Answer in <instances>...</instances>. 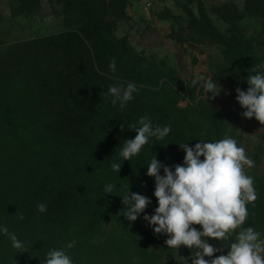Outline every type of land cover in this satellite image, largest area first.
I'll list each match as a JSON object with an SVG mask.
<instances>
[{
	"label": "trees",
	"instance_id": "obj_1",
	"mask_svg": "<svg viewBox=\"0 0 264 264\" xmlns=\"http://www.w3.org/2000/svg\"><path fill=\"white\" fill-rule=\"evenodd\" d=\"M66 1L77 10L97 5H102L106 11L112 8L107 0ZM249 3L261 9L264 0H249ZM207 24L210 30L202 35L225 47L223 56L227 66L221 67L222 73L235 88L247 91L246 77L255 74L252 69L264 72L260 67L264 65V54L251 43L240 41L234 45L219 34L215 36V27L211 22ZM69 28L79 34L84 46L85 39L94 35L90 37H95V43L106 58L120 64L110 48L111 39L103 36L97 25L81 19L69 24ZM18 63V73L8 70L0 76V227L6 226L9 233H15L24 242V252H17L9 236L0 231V264H44L47 253L53 249H63L73 264H192L196 249L168 248L165 244L168 236L154 233V226L144 219L145 214L153 215L158 207L154 196L155 178L147 175V166L154 156L173 171L176 165H183L185 153L179 144H190L195 139L194 133L188 132L189 120H176L174 126L182 127L181 132L174 128L175 133L170 132L162 140L152 137L153 142L147 148L124 161L120 151L136 132L129 128L134 125L131 120L116 117L118 107H114L113 117L107 115L110 109L107 106L112 103L110 95L87 92L86 87L76 83V91L83 99L89 98L96 116L81 120L70 116L67 124L63 123V130L52 119L51 110L56 112L57 106L58 110L67 109L69 113L74 109L77 92L73 90L64 98L60 94L49 95L45 85L52 79L50 70L44 68L49 65L36 56ZM31 70L33 75H28ZM44 97H48V101ZM62 99L65 107L60 105ZM152 124L165 126L160 119ZM207 125L210 126V122ZM213 135V142L226 138L223 130ZM182 136L184 140L180 139ZM90 137L103 147V167L73 161L78 158L73 145L78 142L84 145ZM85 146L79 153L89 158L91 145L86 143ZM98 150L94 147L93 152ZM113 162L121 164L119 173L113 171ZM246 174L254 179L258 199L255 206L247 205L249 215L242 227H253L264 238V175ZM160 175H164L163 167ZM107 184L115 186L112 194L104 192ZM128 193L144 195L151 201L136 221L123 216L126 206L121 197ZM40 203L47 205L46 212L38 211ZM20 214L23 220L18 218ZM193 227L202 230L199 225ZM72 241H75L74 247L67 248ZM208 242L220 251L205 259L227 254L229 242L215 239Z\"/></svg>",
	"mask_w": 264,
	"mask_h": 264
},
{
	"label": "rangeland",
	"instance_id": "obj_2",
	"mask_svg": "<svg viewBox=\"0 0 264 264\" xmlns=\"http://www.w3.org/2000/svg\"><path fill=\"white\" fill-rule=\"evenodd\" d=\"M107 2L112 6L109 11L102 5L77 10L66 0H0V76L8 70L18 73V62L31 56L49 65L44 67L50 70L52 79L45 85L49 95L60 94L64 98L73 90L77 92L74 109L69 113L57 106L56 112L51 110L52 119L63 130V123L67 124L70 116L80 120L96 116L89 98L83 99L76 91V83L86 87L87 92L101 94L111 86L133 83L138 89L134 99L123 109L119 102L115 106L111 103L107 115L113 117L114 107H118L116 117L131 120L137 127L142 116L152 123L160 119L165 126H171L172 134L177 128L174 122L186 118L191 125L188 132L192 131L195 137L189 147L201 141L213 142V134L223 130L254 161L255 166L245 167V172L264 175V125L254 117H243L245 109L236 99V88L222 73L221 67L227 66L225 47L202 35L210 30L208 21L215 27V36L219 34L234 45L240 41L251 43L263 55L264 5L259 9L249 0ZM81 19L97 25L99 32L111 39L110 48L120 59L115 72L110 70L111 60L101 52L95 37H90L94 35L85 39V48L79 34L69 28V24ZM28 75H33L32 70ZM197 77L217 82L222 88L220 95L211 99L212 94L203 87L204 80L192 83ZM60 105L65 107L63 99ZM182 129L178 127L177 131ZM180 139L184 140L183 136ZM152 142L150 138L142 149ZM86 143L91 145L89 158L79 153ZM73 147L78 152L73 161L104 166L103 147L97 139L90 137L84 145L78 142ZM94 147L99 149L95 153Z\"/></svg>",
	"mask_w": 264,
	"mask_h": 264
},
{
	"label": "clouds",
	"instance_id": "obj_3",
	"mask_svg": "<svg viewBox=\"0 0 264 264\" xmlns=\"http://www.w3.org/2000/svg\"><path fill=\"white\" fill-rule=\"evenodd\" d=\"M260 67L264 68V65ZM109 68L116 71L115 59L110 62ZM252 71L255 74L246 77L249 85L247 91L236 88V99L245 109L243 117H254L264 125V72L256 68ZM198 80H204L203 87L206 93L212 94L211 99L220 95L222 88L217 82L197 77L192 83ZM137 91L135 84L128 83L126 86H111L107 94L112 97L114 106L119 102L123 109L134 99L133 94ZM138 124L139 127L129 125L136 135L126 140L120 151L124 161L137 156L150 138L162 140L171 131L170 125L154 127L147 116L140 117ZM179 146L185 156L183 165H176L174 171L162 165L156 156L147 166V175L155 178L154 196L158 207L153 215L145 214L144 219L150 226H154V233L168 236L165 241L168 248L179 249L185 246L196 249L192 264H264V238L253 227H242L249 215L247 205L251 203L255 206L258 199L254 179L245 172V167L255 166L254 161L230 137L215 142L201 141L194 147H189L187 143ZM111 167L118 173L121 170L120 163L113 162ZM161 167L163 176L160 175ZM114 187L107 184L103 190L112 194ZM121 198L126 206L123 216L129 221H136L151 202L148 197L137 193H128ZM37 208L41 213L47 211L45 203L38 204ZM18 218L23 220V214ZM194 225L201 226L202 230H197ZM0 231L9 236L17 252H24V242L15 233H9L6 226L0 227ZM209 239L229 242L227 254L215 256L211 260L205 259L220 251L208 242ZM74 245L75 241H72L66 247L70 249ZM44 264H73V261L63 249H53L47 253Z\"/></svg>",
	"mask_w": 264,
	"mask_h": 264
}]
</instances>
